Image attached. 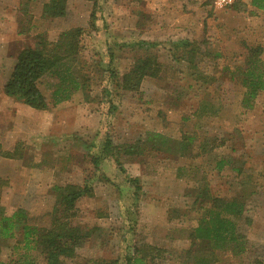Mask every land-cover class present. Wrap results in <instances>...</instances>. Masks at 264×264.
<instances>
[{
    "label": "rangeland",
    "instance_id": "rangeland-1",
    "mask_svg": "<svg viewBox=\"0 0 264 264\" xmlns=\"http://www.w3.org/2000/svg\"><path fill=\"white\" fill-rule=\"evenodd\" d=\"M48 1H6L34 6L33 18L17 13L19 28L27 30L24 40L11 36L0 44V148L16 144L23 154L0 155V198L7 212L23 208L32 224L47 228L53 187L89 185L92 194L77 201L73 219L87 233L67 264H264V92L251 109L243 108L245 88L237 73L250 54H260L264 64V12L239 1L216 10L213 0H69L65 16L45 18L41 6ZM152 2L178 7L156 13L147 7ZM173 16L181 25L171 29ZM202 21L204 56L193 67L175 58L171 42L183 36L179 28ZM76 28L81 50L67 61L79 85L66 84L69 98L53 102L60 81L55 75L39 85L49 100L46 110L6 96L21 49L34 46L38 34L51 46L59 44L63 33ZM110 52L118 70L108 87L117 106L113 114L103 97ZM150 56L161 75L145 77L138 90H124L123 74ZM150 132L170 138L166 147L175 157L150 150L141 161L103 155L107 136L115 144H133ZM183 140L190 141L188 151ZM198 150L197 165L182 167ZM221 159L227 164L219 170ZM212 196L243 204L242 215L230 216L245 250L241 241L220 249L192 235L213 206ZM13 243L1 242V259L9 260Z\"/></svg>",
    "mask_w": 264,
    "mask_h": 264
},
{
    "label": "trees",
    "instance_id": "trees-1",
    "mask_svg": "<svg viewBox=\"0 0 264 264\" xmlns=\"http://www.w3.org/2000/svg\"><path fill=\"white\" fill-rule=\"evenodd\" d=\"M36 2V0H31ZM69 0H49L42 5V16L45 18L63 17L66 15ZM30 3V2H29ZM251 4L256 11L264 12V0H252ZM25 15H32V7L21 6ZM33 18V15H32ZM31 19V16H30ZM22 30L21 33H26ZM81 29H71L61 35L60 43L51 46L44 34H38L34 46H26L20 50L14 68L9 79L4 86L6 96L21 101L27 106L36 110H46L49 108V100L40 88V82L46 75L58 77L59 84L53 92V102L55 104L63 99L70 97V89L66 84L74 83L77 86L76 75L72 73L69 59L78 55L81 50L79 33ZM153 42L141 41V46L153 47ZM173 53L176 59H184L191 66L200 56H204L199 43L189 40L172 41ZM182 49L180 54L178 51ZM256 52H259L257 50ZM114 52L109 53L108 66L104 71L103 97L108 106L109 113L113 114L117 106L111 99L109 83L118 77V70L115 64ZM245 68L238 69L241 84L245 88L242 98V106L251 109L256 98L264 92V64L260 54H250L247 56ZM162 73L160 63L155 56L141 59L138 64L129 69L122 76V88L132 91L138 90L141 81L145 77H159ZM65 85V86H64ZM170 138L159 132H150L145 137L131 144H115L110 136L102 143L103 155L111 154L119 158L129 157L130 160L141 161L149 150L152 153L164 154L165 156L174 155L172 149L166 147ZM190 141L183 140V151H188ZM188 143V144H187ZM187 150H186V149ZM115 151V152H114ZM182 151V153H183ZM148 152V153H146ZM187 153V152H186ZM0 155L7 158L22 159V152L18 153V147L13 151H3L0 148ZM185 156V154H184ZM226 161L219 162V167ZM137 181V197L141 191ZM55 205L50 213L51 224L49 227H39L31 223L27 211L23 208L13 210L11 213L1 204L0 198V244L2 241H14L12 245V255L9 260L1 259L0 245V264H67L77 255L76 249L80 247L85 234L80 227L73 223L76 215V203L86 194H92V188L87 185L81 187L72 183L65 185H55ZM213 206L206 209L207 216H203L200 224L193 231L196 239L208 241L214 248H226L229 243L239 244L241 241L242 249H246V242L240 240L244 238L240 232L239 224L230 215H242L243 204L235 200H225L222 198H211ZM137 264H145L143 259H137ZM261 264V263H258Z\"/></svg>",
    "mask_w": 264,
    "mask_h": 264
},
{
    "label": "crops",
    "instance_id": "crops-1",
    "mask_svg": "<svg viewBox=\"0 0 264 264\" xmlns=\"http://www.w3.org/2000/svg\"><path fill=\"white\" fill-rule=\"evenodd\" d=\"M6 1L1 2V0H0V44L8 42L11 36H15L16 38L21 37L20 39L24 40L25 35H26V33L20 34L22 27L19 28L20 22L17 21V20H19L17 18V13H20V15L21 14L25 15L24 11L22 10V7L21 6H19V8L15 7V6L12 7ZM251 1L252 0H239V5L246 6V3H247V6H253L251 4ZM154 4L155 3L152 2V3H150V6H147V7H149L150 10L155 11L156 13L162 12V10H164L167 14L169 12L173 13V10H177V7H178V6H166V7H164V6L156 5L157 3L155 5ZM170 7H172V10H170ZM199 7L201 9H203V8L205 9V6H199ZM41 8H42V6H41ZM254 10H256V9L254 8ZM176 20L177 19H174V16L168 20V26L171 27V29H174V27L181 25L180 23H177ZM12 23L13 24L15 23V25H16L15 28H13V29H12ZM17 25H18V29H17ZM205 27H206V24L203 21L185 24V26H182L181 28H179V30L183 31V32H181L183 34V36L180 38H177V39L174 38L172 41H178V40H184V39L186 40L187 39L191 42H197V43L201 42L202 43V41H204V37H205V35H203V31H204ZM13 68H14V66H13ZM13 68H12V70H13ZM11 72L12 71H10L9 75L11 74ZM15 145L16 144H14L13 147L11 146L9 148L3 147V149H4L3 151H13L15 149ZM199 154H200V150H198L196 152L190 151L189 154L187 155V158H189V157H191V158L184 159L183 163H185V164H183L182 167H187V170H188V168L197 165V161H198L199 157H196V156ZM171 156L175 157L173 155H171ZM9 159H11V158H9ZM222 160L223 159H221L219 162H222ZM219 162H217V163L219 164ZM218 164H217V168L219 170H222L224 168V166L227 164V161L222 164V167H219L220 165H218ZM238 170L240 171V169H238Z\"/></svg>",
    "mask_w": 264,
    "mask_h": 264
},
{
    "label": "built area",
    "instance_id": "built-area-1",
    "mask_svg": "<svg viewBox=\"0 0 264 264\" xmlns=\"http://www.w3.org/2000/svg\"><path fill=\"white\" fill-rule=\"evenodd\" d=\"M239 0H213V5L216 10H223L236 4Z\"/></svg>",
    "mask_w": 264,
    "mask_h": 264
}]
</instances>
